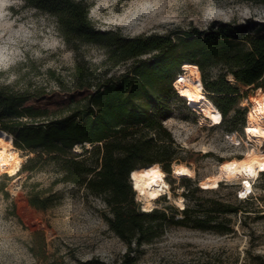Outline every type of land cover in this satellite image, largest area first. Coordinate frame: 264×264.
<instances>
[{
    "label": "rangeland",
    "instance_id": "1",
    "mask_svg": "<svg viewBox=\"0 0 264 264\" xmlns=\"http://www.w3.org/2000/svg\"><path fill=\"white\" fill-rule=\"evenodd\" d=\"M82 1L89 6V17L95 28L119 31L131 37L170 34L178 41L182 31L205 30L212 23H229L236 27H254L264 23V0ZM0 23L3 24L0 27V86L7 85L14 90L45 89L41 99L31 100L27 105L46 109L50 119L67 115L74 105L84 102L92 90V87L74 88L73 72L77 63L99 70L108 69L104 63L106 50L103 47L81 42L67 43L58 29L56 18L26 6L24 0L2 3ZM255 34H258L257 30L250 28L241 37ZM240 42L242 47L247 46L244 39ZM130 64L121 65L109 73L119 74ZM181 70L182 67L180 74ZM205 71L210 77H215L222 73V67L206 65ZM53 76L62 79L63 86L59 87ZM230 77L227 75L228 81L233 83ZM238 86L241 112L236 116L230 112L220 125H212L200 111L171 95V113L163 125L179 150L170 166V173L165 172L171 198L166 194L155 201L157 209L171 207L177 211L182 210L173 203L178 197H182L184 208L196 206V203L207 205L210 199L239 205V212L231 216L236 222L235 232L218 235L188 227H173L153 243L140 248L138 264H257L256 256H261L264 262V173L252 180L254 195L244 201L237 199L241 188L239 180H223L216 189L207 190L200 186L201 180L217 172L222 162L243 157L252 145L246 142L243 127L251 107L250 98L258 89L264 92V87ZM83 149H90V145H76L73 153L79 155ZM17 151L22 159L21 165L33 156L18 148ZM179 163L193 171L192 178L172 176L173 164ZM27 176V173H18L14 177L0 176V188L4 187L0 190V264H118L127 245L110 229L105 219L107 209L100 198L72 184L60 182L52 190L60 193L61 199L49 210L35 212L43 227H34L21 216L17 198L10 189L18 178L20 193L30 207L23 188ZM52 179V174L38 171L29 183H38L39 189H46ZM134 197L142 210L135 192ZM244 215H248L245 220Z\"/></svg>",
    "mask_w": 264,
    "mask_h": 264
},
{
    "label": "trees",
    "instance_id": "2",
    "mask_svg": "<svg viewBox=\"0 0 264 264\" xmlns=\"http://www.w3.org/2000/svg\"><path fill=\"white\" fill-rule=\"evenodd\" d=\"M24 2L54 16L67 43L103 47L104 63L108 65V69L99 70L77 63L74 88L92 90L67 115L54 119L47 116L46 109L27 105L41 99L45 89L14 90L0 86V130L13 136L16 148L33 154L19 170L28 174L23 188L29 206L40 212L54 207L62 195L52 187L60 182L100 198L107 209L105 219L110 229L127 245L118 264H138L140 248L173 227L218 235L234 233L236 222L231 216L239 212V205L210 199L207 205L196 203L180 211L171 207L143 211L135 200L129 178L133 170L154 163L160 164L166 173L171 171L179 146L163 121L171 113V95L185 103L173 88L185 62L200 68L203 89L223 119L232 111L234 116L241 112L238 85L264 87V23L254 27L212 23L205 30L182 31L181 38L175 41L170 34L131 37L119 31L97 29L89 17L88 4L82 0ZM250 28L258 34L242 38ZM243 39L246 47L241 46ZM129 62L130 66L121 73H109ZM206 65H220L222 73L210 77ZM53 78L59 87L63 86L62 79ZM84 143L90 149L75 155L74 147ZM38 171L53 175L48 188L39 189L38 183H29ZM12 212L15 214L14 205ZM244 216V220L248 218ZM255 258L257 264H264L261 256Z\"/></svg>",
    "mask_w": 264,
    "mask_h": 264
},
{
    "label": "bare ground",
    "instance_id": "3",
    "mask_svg": "<svg viewBox=\"0 0 264 264\" xmlns=\"http://www.w3.org/2000/svg\"><path fill=\"white\" fill-rule=\"evenodd\" d=\"M6 0H0V7ZM3 24L0 23V27ZM185 74L176 82V86L182 98L189 103V107L199 109L204 119H208L213 125L219 124L221 115L210 99L205 97L199 68L196 64L185 62L182 65ZM230 80H233L230 77ZM251 107L246 114L248 127L246 132L252 145L241 158H233L222 162L217 172L205 176L200 186L203 189H216L223 180H239L243 185L241 194L247 195L252 187L251 181L258 178L264 172V92L258 89L255 96L250 98ZM206 151V148H203ZM21 157L14 146L13 136L0 130V176L14 177L21 168ZM172 176L177 179L192 178L194 173L186 165L173 164ZM133 189L137 200L141 203L143 211H151L155 208V201L162 195L171 198L169 184L165 180V172L158 163L146 167H140L130 173ZM11 192L17 198L21 216L31 226L43 227L39 215H36L28 206L20 193L19 179L11 184ZM173 203L179 208H184L182 197L175 198Z\"/></svg>",
    "mask_w": 264,
    "mask_h": 264
},
{
    "label": "built area",
    "instance_id": "4",
    "mask_svg": "<svg viewBox=\"0 0 264 264\" xmlns=\"http://www.w3.org/2000/svg\"><path fill=\"white\" fill-rule=\"evenodd\" d=\"M182 67V66H181ZM183 68V67H182ZM181 72H182V74L185 72V70H181ZM182 74H178L177 75V77L175 78V80H174V82H173V88H174V90H175V92L181 97V95H180V93H179V91H178V88H177V86H176V82L178 81V79L181 77V75ZM182 98V97H181ZM182 99H184V98H182ZM184 101H185V105L186 106H188L189 107V103H188V101H186L185 99H184ZM193 109H195V108H193ZM196 110H198L199 111V109H196ZM220 112V111H219ZM220 115H221V121H220V123L219 124H216V125H220L221 123H222V119H223V117H222V114H221V112H220ZM212 124V123H211ZM213 125V124H212ZM247 127H248V121L247 122H245V126L243 127V132H244V135H245V140H246V142H249V143H252V142H250V139L248 138V133L246 132V130H247ZM261 173H264V172H261ZM260 173V174H261ZM251 187H252V189H251V191L247 194V195H245V196H243L242 194H241V189L243 188V185L241 184V188H240V190L237 192V199L238 200H240V201H244V200H248L249 199V197H251V195H254V192H253V182L251 181ZM202 188V187H201ZM165 195V194H164ZM163 196V195H162ZM161 197V196H160Z\"/></svg>",
    "mask_w": 264,
    "mask_h": 264
},
{
    "label": "water",
    "instance_id": "5",
    "mask_svg": "<svg viewBox=\"0 0 264 264\" xmlns=\"http://www.w3.org/2000/svg\"><path fill=\"white\" fill-rule=\"evenodd\" d=\"M130 182H131V176H130ZM132 183V182H131ZM133 191H134V189H133ZM135 192V191H134ZM33 212H36V210L35 209H33V208H31V207H29Z\"/></svg>",
    "mask_w": 264,
    "mask_h": 264
}]
</instances>
